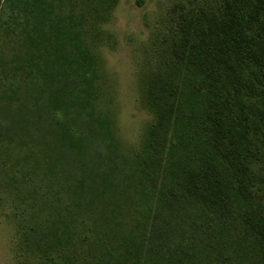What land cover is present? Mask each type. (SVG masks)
<instances>
[{
	"label": "trees",
	"instance_id": "1",
	"mask_svg": "<svg viewBox=\"0 0 264 264\" xmlns=\"http://www.w3.org/2000/svg\"><path fill=\"white\" fill-rule=\"evenodd\" d=\"M14 1L5 0L0 14V40L5 42L14 34L17 41L7 48L0 43V145L21 151L14 173L7 177L23 201L14 215L21 239L50 250L55 245L52 239L58 238L57 253L43 255L46 264L89 260L128 264L123 262L127 251L136 264L143 260L145 264H264V192L251 188L253 177L247 179L250 186L246 184L251 150L244 139L239 141L238 132L249 124L239 121L248 117L236 116L237 72L230 64L236 52L243 54L244 61L250 58L249 34L239 30L227 37L215 34L211 41L225 42L226 48L216 49L212 41L196 51L188 42L197 41L199 29L210 28V21L199 12L198 0L181 2L162 23L168 0H160L159 10L146 14L145 25L157 32L150 50L155 47L151 62L157 66L152 68L163 76L153 87L158 90V97L153 96L155 108H160L157 125L149 132L147 155L133 158L138 167L134 174L132 166L121 165L109 155L115 146L105 120L94 115L92 78L78 74L81 64L92 71L83 12L75 13L71 0H57L56 6L50 0H32L28 4L34 19L29 29L27 17L22 20L7 13V2ZM248 4L249 0L228 1L224 19L249 24ZM20 8L18 1L13 11ZM252 17L258 20L259 14ZM186 43L190 48L186 57L193 63L185 71L200 77L196 87L184 86L188 80L180 79ZM254 51H259L255 59L264 55L263 45L259 43ZM221 53L232 60L222 62ZM197 57L200 66L195 64ZM253 72L258 80L264 76V70ZM130 180L141 195L133 192L129 199ZM151 180L160 185L156 193L145 191L139 183ZM188 191L192 196L184 197ZM245 195L250 200L243 205ZM144 197L154 199L156 212L138 203ZM204 204L208 211L197 214ZM234 207H248L239 214L237 225L229 222ZM137 212L144 221L130 230L123 243L116 236L123 238L124 215ZM194 219V225H189L187 220L193 223ZM111 222L120 228L110 230L113 234L105 236L106 241L91 233L93 226L107 227ZM218 238L220 252L212 248ZM70 245L75 246L73 252L65 249ZM125 246L133 249L123 251ZM96 249L98 253L92 251Z\"/></svg>",
	"mask_w": 264,
	"mask_h": 264
},
{
	"label": "rangeland",
	"instance_id": "2",
	"mask_svg": "<svg viewBox=\"0 0 264 264\" xmlns=\"http://www.w3.org/2000/svg\"><path fill=\"white\" fill-rule=\"evenodd\" d=\"M5 0H0V14ZM14 1V0H13ZM19 1L20 9L14 12L13 6ZM24 0H15L14 2H7L8 12L11 11L20 17L22 20L29 21L28 28H32L33 23V7L22 2ZM55 2V6L60 2L57 0H50ZM230 0H198V9L202 17L206 18L210 22L208 30L201 28L196 34L197 41L191 45L195 47V50H199L200 47H207V44H213L215 34L227 37V34L232 33L235 30L247 32L249 39H252L251 49L248 50L250 58L248 61H244L243 54L236 52L233 56L235 62H231V66L237 72V80L235 85V96L237 98V109L236 116L241 118L243 116L248 117L247 120H239L244 124L248 123L249 127L242 126L238 132L239 141L242 139L248 144V148L251 150L249 159L247 160L248 168L245 171V179L253 177L252 189L261 190L264 192V76L258 80L255 77V71L264 70V55H259L258 52L254 51V48L258 44L263 45L264 49V0H249V24L246 20H238L233 22H227L224 19V15L227 13L228 8L225 7L227 2ZM181 2L185 0H168L165 4V9L160 16L161 23L170 19L171 15L175 14V9L181 6ZM74 5L73 11L77 14L83 12L85 23L84 29L87 30L85 40L87 43V49L91 58L90 69L85 70L84 64H81V72L78 74L83 75L85 78H92L90 92H91V104L94 109V115L101 120H105V125L108 127V132L114 144L115 149L108 151L109 155L114 159H119L118 162L123 165L126 164L128 167L132 166L134 174L138 172L136 160L133 158L136 154L140 155L141 158L147 155V141L149 132L152 126L157 125V112L160 108L156 107V102L153 99L158 97V90L153 88L162 78L163 73L155 74L153 66H157L151 57L154 56V48L151 50V45L155 41L157 32H151V30L145 25L144 18L147 13L151 11H158L161 5L160 0H71ZM205 8V9H204ZM46 18L51 16L50 10L46 8ZM235 11H233L234 13ZM259 14V18L253 19L252 14ZM216 17L219 20L218 23L212 21ZM185 28H180L181 32L185 34ZM21 34V33H19ZM18 34V35H19ZM17 35V36H18ZM182 36V34H180ZM55 41V36L52 38ZM5 48L12 46L16 41V36L13 34L12 38L7 39L5 42L0 40ZM17 42V41H16ZM19 42V41H18ZM179 41L176 43V48H179ZM187 48L184 50L182 56L183 68L180 79L188 80L184 86L201 84L200 77L195 74L192 70L185 71L190 68L188 64L193 63L190 57H186L189 54L190 48L186 43ZM225 42L215 41L213 44L214 48H226ZM191 52V51H190ZM257 52V53H255ZM200 55V52H198ZM230 55V54H229ZM221 61H229L230 56L221 53ZM255 56V57H254ZM217 57V55H216ZM89 59V58H88ZM218 59V58H217ZM205 60V59H203ZM232 60V59H231ZM88 62V60H86ZM254 61V62H253ZM218 62L217 66L219 65ZM197 66H200V59L197 57L195 62ZM77 69V68H76ZM250 70V71H248ZM154 72V73H153ZM249 75V76H248ZM154 84V85H153ZM183 84V83H182ZM250 86V87H249ZM185 97V96H184ZM245 104V107H243ZM241 105V108H240ZM155 108V109H154ZM233 109V107H232ZM77 127V124H76ZM78 128V127H77ZM97 144V142H95ZM102 143H100L101 146ZM21 151L17 147L8 149L0 145V264H46L47 260L43 255H51L57 253L59 245L57 244L58 238H53L52 242L55 245L50 247V250H45V247L33 246L30 243L24 242L19 233L18 221L15 218V207L22 206V199L17 196L13 191V188L8 184L7 177L14 173L15 163L18 157L21 155ZM123 178V175H121ZM251 182H252V178ZM117 179H113L115 181ZM131 181V180H130ZM129 189L127 191V197L130 199L133 192H138L136 185L133 181L130 182ZM145 191L151 190L156 193L160 189L158 182L153 180L139 182ZM238 186V184L235 182ZM246 184L250 186L249 180ZM115 188L114 186H111ZM258 192V193H260ZM112 194V192H109ZM139 195H141L138 192ZM240 194V193H239ZM222 196V193H219ZM192 196V193L188 191L184 195ZM143 203L144 210H152L151 213L156 212L158 209L154 207V199L144 197ZM216 199V198H215ZM243 205L249 202L250 197L245 195ZM214 201V197L210 198V202ZM231 204V203H230ZM239 208V209H238ZM248 207L240 208L234 207L231 210V216L229 218L230 223L234 225L238 224L239 214L241 215L247 210ZM205 204L200 207L197 214H203L207 212ZM126 214L123 219V238L119 235L117 239H122L123 243L127 236L130 234V230L141 225L140 220L143 216L139 214ZM151 218V217H149ZM197 219V218H196ZM193 223L188 221V224L193 226ZM224 218H219L221 223ZM236 220V221H235ZM120 226L116 223L111 222L106 226L98 228L93 226L91 233L97 234L99 238L106 241V237L110 230L119 231ZM90 232V231H89ZM104 234V235H103ZM223 234V233H222ZM213 236H218L216 233ZM226 235L228 232H226ZM211 236V237H213ZM225 236V235H224ZM227 236V237H228ZM222 237V236H221ZM98 238H95L97 241ZM221 239L218 238L216 245H214L213 251L220 252L222 249L219 244ZM115 242V240L113 241ZM75 246L66 247V251L73 252ZM131 250L133 247H123V251ZM45 250V251H44ZM98 253V250H92ZM101 251V250H100ZM99 251V252H100ZM49 260V258H48ZM56 258L54 262L57 263ZM123 262L128 264H136L134 258L129 251L126 255L123 253ZM84 264H98V261L89 260ZM142 264H145L144 260Z\"/></svg>",
	"mask_w": 264,
	"mask_h": 264
}]
</instances>
